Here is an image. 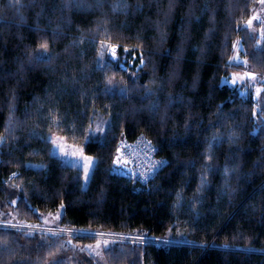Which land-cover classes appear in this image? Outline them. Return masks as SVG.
<instances>
[{
    "label": "trees",
    "instance_id": "obj_1",
    "mask_svg": "<svg viewBox=\"0 0 264 264\" xmlns=\"http://www.w3.org/2000/svg\"><path fill=\"white\" fill-rule=\"evenodd\" d=\"M53 132L95 158L86 189ZM140 137L146 183L116 168ZM60 209L73 236L41 231ZM0 222V264H96L92 233L106 264H264V2L0 0Z\"/></svg>",
    "mask_w": 264,
    "mask_h": 264
},
{
    "label": "rangeland",
    "instance_id": "obj_2",
    "mask_svg": "<svg viewBox=\"0 0 264 264\" xmlns=\"http://www.w3.org/2000/svg\"><path fill=\"white\" fill-rule=\"evenodd\" d=\"M114 46H108L106 53L109 58L114 57L112 49ZM237 61V60H236ZM242 74V73H240ZM232 73L228 78H223L221 84L228 86L240 85L241 83L245 84V78L240 75ZM248 88V85H245ZM241 88V85L239 86ZM242 94H245L247 90L245 88L240 89ZM102 129L103 132V128ZM48 140L51 142V155L59 160V162L64 166H69L73 168L80 169L82 172V188L86 189L91 179V174L95 166V158L86 155L83 152V149L80 146L74 145L66 141V139L58 133H50L48 135ZM85 165L88 166V175L85 176ZM38 165H35L37 167ZM62 210H58L55 213H46L42 214L41 220L44 223L43 229L39 228L38 225H20V230H29L32 232L38 231V229L44 232L51 233L52 235H68L64 229L56 227L61 218ZM8 227H12L8 225ZM69 235L73 236L74 232L71 231ZM94 238L96 241L93 244H90L83 248V251H86L87 255L93 257L94 263L96 264H106V260L103 255L104 248L107 247L109 243H112L113 239L110 238V235L101 234V233H92L86 235Z\"/></svg>",
    "mask_w": 264,
    "mask_h": 264
},
{
    "label": "built area",
    "instance_id": "obj_3",
    "mask_svg": "<svg viewBox=\"0 0 264 264\" xmlns=\"http://www.w3.org/2000/svg\"><path fill=\"white\" fill-rule=\"evenodd\" d=\"M116 168L124 175L141 183H146L163 168V161L155 156L151 143L143 137L135 141L121 140L116 150ZM8 223L0 222V229L8 227ZM69 233L71 230L64 229ZM122 239L132 240L130 235H124ZM152 242H161L160 239L150 238Z\"/></svg>",
    "mask_w": 264,
    "mask_h": 264
},
{
    "label": "snow or ice",
    "instance_id": "obj_4",
    "mask_svg": "<svg viewBox=\"0 0 264 264\" xmlns=\"http://www.w3.org/2000/svg\"><path fill=\"white\" fill-rule=\"evenodd\" d=\"M262 2H264V0H262ZM254 19V18H253ZM248 23H249V25L252 23V19H250L249 21H248ZM112 51H113V54H115V52H116V49L115 48H113L112 49ZM126 52H127V49L125 50ZM41 57H38V59H40ZM143 63H144V61L143 60H141V65H143ZM84 171H85V176H87L88 175V166L87 165H85V169H84ZM227 169H225V174H227ZM203 183H204V178H203V176H202V181H201V186H203ZM61 207H63V205L61 206Z\"/></svg>",
    "mask_w": 264,
    "mask_h": 264
}]
</instances>
